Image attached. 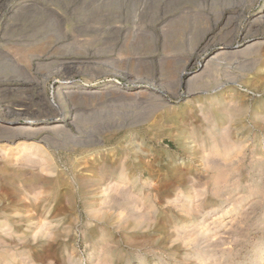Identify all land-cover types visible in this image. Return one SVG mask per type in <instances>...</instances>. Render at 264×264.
<instances>
[{
    "label": "rangeland",
    "instance_id": "1",
    "mask_svg": "<svg viewBox=\"0 0 264 264\" xmlns=\"http://www.w3.org/2000/svg\"><path fill=\"white\" fill-rule=\"evenodd\" d=\"M25 1L0 0V109L26 104L41 124L53 100L74 126L0 142V264H242L263 250L264 0H31L13 17ZM66 82L105 88L57 94Z\"/></svg>",
    "mask_w": 264,
    "mask_h": 264
},
{
    "label": "bare ground",
    "instance_id": "2",
    "mask_svg": "<svg viewBox=\"0 0 264 264\" xmlns=\"http://www.w3.org/2000/svg\"><path fill=\"white\" fill-rule=\"evenodd\" d=\"M35 6H38L37 8L40 9L39 5H36L33 3V1L31 0H28V1H25L20 7L14 9L12 12H13V17H17L18 15L19 16H22V17H27V15L31 12H29L31 9L35 8ZM32 11V10H31ZM35 11V10H34ZM35 15V14H34ZM23 19V18H22ZM25 19V18H24ZM21 21V20H20ZM18 26V25H17ZM254 26V25H253ZM38 30V29H37ZM17 28L14 27V26H6L5 29H4V32H3V38L6 37V32H17ZM31 32V31H30ZM38 35V34H36ZM25 36H28V35H25ZM25 40V39H24ZM33 41V40H32ZM32 41H24L26 43L22 41H15L13 43V46H15V48H18V51H30L28 52V56H24L23 58H27L28 60L31 59V51L34 49L31 48L33 44ZM9 44V43H8ZM227 46V45H226ZM248 47H251V46H248ZM32 50H31V49ZM232 49L231 46H227V47H223V50L221 53L222 56H229V55H232V51L230 50ZM248 49V48H247ZM14 51V49H13ZM220 55V56H221ZM5 56H6V60L11 63L15 69L21 71V72H27V68H25V66H23L21 64V62L19 61V56L18 58L16 57L17 55L16 54H12L8 51L5 52ZM219 57V55L217 56ZM215 59L216 56L214 57ZM213 57L210 58L208 61H207V64H210L211 62H213L215 59ZM33 59V58H32ZM31 59V60H32ZM22 61V60H21ZM29 64V63H28ZM27 65V64H26ZM29 67V66H28ZM27 74V73H26ZM25 74V75H26ZM30 74V73H29ZM24 75V77H25ZM31 75V74H30ZM27 76V75H26ZM27 78V77H26ZM29 78V77H28ZM31 81V80H30ZM184 80H181V82H183ZM191 82V81H190ZM189 82V83H190ZM36 85L38 87H40L41 89V93L39 95H44V88L41 86V83H38L37 81L35 82ZM184 83V82H183ZM31 84V83H30ZM30 84L28 82H24V84H22V89L24 90H27L29 91V87H30ZM66 85L64 86H60V87H57L56 91L57 94H60V95H64V96H72V95H80L81 98L83 95H92V94H101V90L99 89H102V88H105V86L103 85H96L94 83H89L87 84L85 87H83L82 89H78L79 87L78 86H75L69 82H66L65 83ZM185 84V83H184ZM36 86V87H37ZM109 87V86H108ZM113 87V86H112ZM220 87V86H219ZM38 89V90H40ZM113 92H117V93H123V95H125L126 91H127V88H124V89H120V88H110ZM21 90V88H20ZM100 91V93H99ZM104 91V90H103ZM108 91V90H107ZM106 91V93H107ZM138 91V90H137ZM136 92V91H135ZM140 94L141 92L138 91ZM136 92L135 94H132V96H134L133 98L138 97L139 93ZM109 93V92H108ZM125 93V94H124ZM128 93V92H127ZM138 94V95H137ZM122 95V96H123ZM46 96V95H45ZM93 96V95H92ZM95 96V95H94ZM128 96V95H126ZM48 97V96H47ZM130 97V95H129ZM42 98V97H41ZM44 98V97H43ZM42 98V99H43ZM125 98V97H124ZM141 98V96H140ZM46 100V99H45ZM29 103V102H28ZM45 103V102H44ZM56 102L53 101V100H49L47 101L46 103V108L49 110V116H46V117H43L46 122L44 123H41V124H36L38 122V120L40 118H42V115L39 116L37 115V113H32L31 109L27 108L28 106H26V104H22L20 105V108H12V107H4L3 109H0V133H1V136L0 138V142H3V141H11V140H14L16 137L20 138V137H23V136H34V135H39V134H44L45 132H61V135L62 133H69V131H71V127L74 126V122L72 121L73 119H71V115H69L67 112H63L61 111L60 112V108L59 106H57L55 104ZM18 107V106H17ZM43 107H44V104H43ZM44 109V108H43ZM38 112V111H37ZM41 114H43L41 112ZM71 119V120H70ZM75 120V119H74ZM40 122V121H39ZM69 129V130H68ZM56 133V134H57ZM46 135V134H45ZM44 135V136H45ZM58 135V134H57ZM50 137V136H49ZM46 138V137H45ZM52 138V137H51ZM54 138V137H53ZM52 138V139H53ZM44 139V138H43ZM54 140V139H53ZM57 140V139H56ZM100 141V140H99ZM24 142V141H23ZM22 142V143H23ZM43 142V141H42ZM102 142V141H100ZM20 143V141L18 142ZM20 146V145H19ZM99 152V151H98ZM111 152V151H110ZM113 152V150H112ZM112 152L110 153V155L112 154ZM94 154V153H92ZM93 156V155H92ZM117 156V155H116ZM84 157V156H83ZM86 159L89 158V157H85ZM93 158V157H92ZM114 158V157H113ZM80 160V159H79ZM78 160V161H79ZM85 160V159H84ZM83 160V162H84ZM89 160H91V156L89 158ZM116 160V159H115ZM88 161V160H87ZM101 161V160H100ZM82 162V161H80ZM90 162V161H89ZM79 163V162H78ZM87 163V162H86ZM84 162V164H86ZM94 164V163H93ZM96 164V163H95ZM98 164V163H97ZM81 165V164H80ZM82 166H83V163H82ZM81 166V167H82ZM99 167L100 169V165L97 166ZM80 168V167H79ZM98 169V170H99ZM96 170V169H95ZM108 169L106 170H102L99 174H107L108 176L112 177V179L114 177L117 176V172L115 169H112V171H107ZM98 172V171H97ZM108 172V173H107ZM124 172V171H122ZM85 175V174H84ZM126 175V174H125ZM125 175L122 177V178H125ZM82 176V175H81ZM106 178V176L104 175L103 178ZM87 178V177H86ZM121 178V179H122ZM94 179V178H93ZM106 180V179H105ZM87 181V180H86ZM82 182V181H81ZM106 181H104L105 183ZM91 183V182H90ZM100 183V182H99ZM103 183V182H102ZM89 184V183H88ZM90 185V184H89ZM93 186V185H92ZM95 187V186H94ZM89 189V188H88ZM114 198V197H113ZM249 257L245 258L242 262V264H262L263 262V259H264V248L263 250H260L258 253H255L254 255H248ZM240 264V262H239Z\"/></svg>",
    "mask_w": 264,
    "mask_h": 264
}]
</instances>
